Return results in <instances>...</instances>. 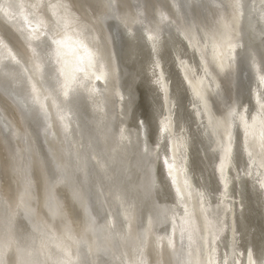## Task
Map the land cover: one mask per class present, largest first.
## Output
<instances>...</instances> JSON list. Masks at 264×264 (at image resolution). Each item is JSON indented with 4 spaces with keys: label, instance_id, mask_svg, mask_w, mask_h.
Returning a JSON list of instances; mask_svg holds the SVG:
<instances>
[{
    "label": "bare ground",
    "instance_id": "bare-ground-1",
    "mask_svg": "<svg viewBox=\"0 0 264 264\" xmlns=\"http://www.w3.org/2000/svg\"><path fill=\"white\" fill-rule=\"evenodd\" d=\"M0 264H264V0H0Z\"/></svg>",
    "mask_w": 264,
    "mask_h": 264
}]
</instances>
